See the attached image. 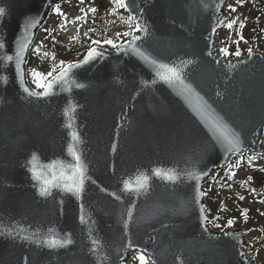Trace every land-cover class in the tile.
<instances>
[{
	"label": "water",
	"instance_id": "obj_1",
	"mask_svg": "<svg viewBox=\"0 0 264 264\" xmlns=\"http://www.w3.org/2000/svg\"><path fill=\"white\" fill-rule=\"evenodd\" d=\"M72 1L0 0V230L11 232L0 235V264H129L137 255L129 242L146 249L154 264H261L249 253L252 227L213 229L207 194L198 195L235 157L264 155V51L233 58L220 51L218 34L231 19V0H134L136 7L126 11L146 28L135 34L139 40L132 37L119 50L93 47L102 55L88 60V51L73 62L81 66L54 95L29 96L24 87L43 91L28 81L30 50L53 7ZM22 44L23 80L15 69ZM9 54L13 61L4 62ZM151 59L180 69L206 111L239 136L238 150L228 152L214 138L195 96L161 80ZM75 133L91 180L80 196L61 189L41 196L31 168L49 175L45 165L56 162L59 171V162L70 163ZM157 168L180 178L154 177ZM205 172L199 180L189 175ZM144 175L150 177L145 193H121L122 181L143 182ZM257 181L264 186V176ZM18 224L31 240L17 236ZM69 233L67 247L44 246L47 238L63 240ZM93 239L100 241L95 252Z\"/></svg>",
	"mask_w": 264,
	"mask_h": 264
},
{
	"label": "rangeland",
	"instance_id": "obj_2",
	"mask_svg": "<svg viewBox=\"0 0 264 264\" xmlns=\"http://www.w3.org/2000/svg\"><path fill=\"white\" fill-rule=\"evenodd\" d=\"M234 1L236 12L228 11L232 14L231 20H236L237 23L229 30L224 26L219 33V39L221 42V47H227L230 53H233L239 48L241 55L248 52V49H260L264 50V35H261L257 30H253L252 26L244 24L240 27V24L244 23V19L248 15L253 19L255 16L260 19L261 24L264 23V2L263 0H242V3H237ZM262 3L258 12L254 11V7L257 3ZM100 2L101 5H100ZM248 2V3H246ZM96 8L95 13L91 12L89 9ZM115 5L113 0H76L75 2L67 5L60 6V12L53 10L51 16V23L49 24L47 30L51 31L56 20H61V27L63 34L58 31L59 36H56L59 42V48H73L77 56L76 59L82 58L85 52L91 46H102L108 49H114L111 45L103 43L108 39L113 40L118 45L130 39V36L122 35L126 31H132L135 27L134 22L132 26L126 22L128 14L125 9H116L113 12ZM80 19H77V18ZM90 29H93L90 31ZM259 33V34H256ZM51 33V32H49ZM121 33V35H117ZM46 32L41 31L39 37L35 43V46L30 52V58L28 62L32 64H37L33 70L47 73L52 70L48 68V64H51L52 53H58V48H49L48 51L42 52V47L45 43ZM243 36V39L240 37ZM99 40L100 44H93L92 41ZM239 40L237 45L236 41ZM81 52V48H84ZM37 49L39 50L37 52ZM45 53L47 55H45ZM224 54V53H223ZM225 55V54H224ZM226 56V55H225ZM226 57H236L235 55H228ZM63 59L62 61H66ZM60 64V63H58ZM58 68V67H57ZM59 71V68L57 69ZM29 72V69H28ZM32 72V71H31ZM55 72L53 73V75ZM29 77V82L33 88L41 91L33 82V77ZM243 157V159H241ZM251 157V156H249ZM249 157L247 155L237 157L233 160L230 165V171L235 173L239 181H234L227 185L228 188H222L225 186H219L221 184L222 177L217 176L211 181L213 188V201L215 206V214H211V224L213 228L220 230L227 227V222L230 219H234L235 223L231 226H246L248 224L255 225L257 223V228L255 229L253 235L249 236L251 253L257 255L261 262L264 264V187H261L256 179L259 176H264V158L258 157L249 163ZM251 178V179H249ZM216 181V182H215ZM217 187V188H216ZM254 190V191H253ZM235 192V193H234ZM246 194V195H245ZM236 195L244 199L242 200L245 204L239 206L237 210L232 209V214L230 215L228 210L236 200ZM208 198V197H207ZM211 208L210 202L208 201ZM244 210H247V218L242 215ZM221 225V227H216L215 225ZM130 264H140L138 260H132Z\"/></svg>",
	"mask_w": 264,
	"mask_h": 264
},
{
	"label": "snow or ice",
	"instance_id": "obj_3",
	"mask_svg": "<svg viewBox=\"0 0 264 264\" xmlns=\"http://www.w3.org/2000/svg\"><path fill=\"white\" fill-rule=\"evenodd\" d=\"M83 2V0H81ZM221 3H223V0H221ZM237 3H242V0H237ZM113 4L115 5V8L113 9V12L116 11V9H125L129 12L132 11L136 5L134 4V0H113ZM228 9L230 11H236V9L232 5H228ZM91 12L95 13L97 11L96 8L89 9ZM56 12H60L59 7L55 8ZM142 11V10H141ZM5 14V10L3 8H0V16H3ZM77 19H80L79 17ZM225 20H228V17L225 16ZM129 24V27L132 26V23L135 22V27L133 29L134 32H142L146 31L145 27H142L140 22L137 20V16L135 15H129L126 21ZM237 23L236 20H230L226 23V27L231 30L233 26ZM243 24H240V27H243ZM93 29H90L92 31ZM215 31V29H213ZM117 35H121V33H117ZM122 35L124 36H130L132 35L133 41L139 40V36L133 35L132 31H126ZM240 39H243V36L240 37ZM93 44H100L101 41L94 40L92 41ZM103 43H106L108 45H111L113 48H117L118 50L123 48V44H117L113 40L108 39L106 41H103ZM129 45H131V41L128 42ZM237 45L239 44V40L236 41ZM4 45H0V48H3ZM26 45L22 44L16 51H15V69L17 70L18 77L23 80L24 78V71L21 67V64L23 63V57L22 54L25 50ZM39 50L37 49V52ZM221 52H223L226 56L228 55H235L236 57H239L241 55V52L239 51V48L233 53H230L228 48H222L220 49ZM248 52L251 53L252 49L249 48ZM45 55H47L45 53ZM102 53L97 52L96 49H90L88 54V60L95 58L96 56H100ZM209 55H211V52H209ZM14 57L13 55H4L2 57V60L4 62H11L13 61ZM53 59L55 57L53 56ZM145 59H149L147 56ZM88 60L85 61V63L88 62ZM151 63L156 66L157 73L156 75L160 77L161 80L169 83V84H179L182 85L185 90L189 94H192L195 96L196 104L195 107L197 111L200 112V114L208 121V124L210 126V130L212 131L214 138L222 143L225 146V149L228 152H232L237 149V145L240 143V139L238 135L232 134L230 135L227 130V125H224L222 123V118L214 115H210L206 109L205 105L206 102L203 101V98L199 96L198 93H195L194 89L191 88L190 85H186L184 83L183 75L179 68H177L175 65H170L166 63L159 62L155 59H151ZM79 64H73V63H65L64 61H60V64L57 66L59 68V71H57V67H54L51 71L47 73H42L36 70H32L31 75L33 77V82L36 84V86L40 89H42V92H35L28 87H24L23 91L27 93L29 96H43L47 97L49 95H54L57 84L61 82H67V78L69 74L73 71V69L80 67ZM56 73V75H53V73ZM51 78V79H49ZM8 82V77L5 75L3 76V83L6 85ZM77 87H82V85H77ZM75 108L72 109L73 112H75ZM68 127H71L69 124ZM82 142L81 138L78 133L73 134V143L70 145L68 149V155L71 156L72 161L70 163L64 164L62 161L59 162V171H57L58 164L56 162L45 165L49 170V175H45L41 171H37L36 167H32L31 171L33 174V178L38 182L39 185V194L44 197L52 196L53 189H61L64 192L73 193L77 196H80L84 191V184L86 180H91V177L87 175V165L85 164L82 153L79 151L77 147V143ZM34 158H38L35 153H33ZM256 156L249 157V163L252 162V160L256 159ZM243 159V157H241ZM31 163V161H30ZM152 175L157 178H162L167 180L169 183H175L180 178L178 174L174 172V170H163L160 168L153 169ZM192 179L199 180L203 177V175H207V173H202L201 175H194L192 173H189ZM234 175V174H233ZM150 177L147 175L143 176V182H141L140 177L136 178H129L124 181H122V188L121 193H130L133 196L140 195L145 193L148 190ZM251 179V178H249ZM94 183V181H93ZM104 191H107V189H104ZM254 191V190H253ZM206 192H198V195L204 196L206 195ZM111 196H113L116 200L121 199V195H118L116 192L110 193ZM239 199L243 200L244 197L241 196ZM63 203V201H61ZM83 206L81 205V208ZM135 205L130 204L128 210H127V217L128 220H131L132 214L134 211ZM200 211L203 213L205 209L203 206L201 207ZM242 215L245 216V219L247 218V210H244ZM201 219L207 223L208 217L202 216ZM81 223L84 222V217L81 215L80 217ZM235 223L234 219H230L227 222V227H231ZM216 227H221V225L217 224ZM125 227H127V222L125 223ZM16 228H19V231H17V236H19L21 239L24 240H31L32 237L29 235H21V232H26L28 229L25 228L23 225H17ZM16 228L13 229V231L16 230ZM11 235V232L5 233L3 230H0V235ZM35 235V233H33ZM67 239H59L58 237L52 236L47 238L45 241H43L44 246L51 247V248H57V247H67L68 244L72 243L71 240V234H66ZM224 235H230V233L225 232ZM243 243V242H241ZM100 246V241L97 239L92 240V250L95 252L98 247ZM129 249L135 248L137 255L132 257V260H138L140 261V264H154V262L151 259V255L147 252L146 249H140L138 246H135L129 242L127 245ZM242 257H244L245 260L248 259L247 256H245V253L241 251L239 253ZM123 259V257H121Z\"/></svg>",
	"mask_w": 264,
	"mask_h": 264
},
{
	"label": "trees",
	"instance_id": "obj_4",
	"mask_svg": "<svg viewBox=\"0 0 264 264\" xmlns=\"http://www.w3.org/2000/svg\"><path fill=\"white\" fill-rule=\"evenodd\" d=\"M262 2H264V0ZM246 3H248V2H246ZM255 3H257V1H255ZM261 4L262 3H257V5L254 7V11L255 12H258V10L261 7ZM229 5H232L235 8L234 1L232 3L230 2ZM235 12L236 11H234L233 13L235 14ZM51 20L43 28V32H46V34H45V36H46V39L45 40L46 41L44 43V46L41 49H42V52H45V51H48L49 48H54L55 46H57L58 53H52V59H51V62L52 63L51 64H48L47 69L48 68H52L53 69L54 67H57L59 65L58 63H60V61H62L63 59H67L65 61V63H69V62L75 61L76 60V57H78L76 51L73 48H71V47H68V48H59V45L60 44L57 41L56 36H59L58 31L60 32L61 29H62V27H61V20H56L54 22V25L51 26V27H53L52 30L51 31H48L47 28H48L49 24L52 22ZM244 24H248V25L252 26V29L253 30L255 29L261 35H264V23L261 24L260 19L257 18L256 16L253 19H251L250 18V15H248L246 17V19H244L243 25ZM49 32H51V33H49ZM259 33L256 32V34H259ZM85 48L86 47L81 48V52ZM53 56L55 57V59H53ZM33 62L35 63V61L32 60V63ZM32 63H30L29 64V67H28L30 77H32L31 71L37 65V64H32ZM217 176H221L222 177L221 184H219V186H225V187H222V188H228L227 185L229 183H231V182L233 183L234 181H239V179L236 177L235 173H232L230 171V168H227V169L223 170L221 173L217 174ZM207 187H208V200H209L210 205L212 207V214L214 216V214H215V206H214L213 193H212V191H213V188H215V187L211 185V182L208 184ZM236 201H237L236 202L237 203V207L234 208V210H237L238 209V205H240L241 202H242L241 199H239V196L236 199Z\"/></svg>",
	"mask_w": 264,
	"mask_h": 264
},
{
	"label": "flooded vegetation",
	"instance_id": "obj_5",
	"mask_svg": "<svg viewBox=\"0 0 264 264\" xmlns=\"http://www.w3.org/2000/svg\"><path fill=\"white\" fill-rule=\"evenodd\" d=\"M247 226H252V227H253V231L249 234V236L253 235L255 229L257 228V227H256V226H257V223H256L255 225H250V224H248ZM249 241H250V240H249ZM250 247H251V246H250Z\"/></svg>",
	"mask_w": 264,
	"mask_h": 264
}]
</instances>
